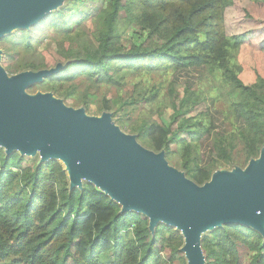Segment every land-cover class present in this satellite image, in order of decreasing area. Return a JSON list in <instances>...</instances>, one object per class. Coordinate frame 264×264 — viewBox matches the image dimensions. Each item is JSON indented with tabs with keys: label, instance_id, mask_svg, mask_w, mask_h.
<instances>
[{
	"label": "trees",
	"instance_id": "16d2710c",
	"mask_svg": "<svg viewBox=\"0 0 264 264\" xmlns=\"http://www.w3.org/2000/svg\"><path fill=\"white\" fill-rule=\"evenodd\" d=\"M101 1L104 7L92 16L80 7L81 0H67L31 27L0 38L5 71L16 75L59 64L57 73L28 88L50 91L85 108L102 86L114 88L118 97L106 98L99 111L117 113L143 104L162 113L166 104L157 105L166 96L154 86L149 89L150 77H162V85L180 71L201 69L198 79H205L223 132L207 111L185 116L205 98L196 84L184 87L180 102L172 104L175 130L160 119H143L128 132L149 151H164L166 160L183 168L198 186L210 180L217 163L242 165L259 155L264 76L255 69V77L244 79L235 61L234 53L245 47L250 31L227 33L224 9L233 0ZM244 17L251 16L246 12ZM87 36L97 43V51L87 49ZM51 43L57 57L26 60L40 45L47 49ZM80 49L86 53L74 54ZM126 72L137 80L130 82L133 95L124 99L120 92L127 84ZM81 85L92 91L82 102L71 96L75 90L82 98ZM205 138L210 142L208 160L201 149ZM173 139L175 149L170 147ZM149 223L144 214L122 212L120 204L90 182L70 188L59 161L35 164L0 148V264H188L182 231L165 223L150 229ZM201 250L204 264H264V236L241 224H223L204 235Z\"/></svg>",
	"mask_w": 264,
	"mask_h": 264
},
{
	"label": "water",
	"instance_id": "95a60500",
	"mask_svg": "<svg viewBox=\"0 0 264 264\" xmlns=\"http://www.w3.org/2000/svg\"><path fill=\"white\" fill-rule=\"evenodd\" d=\"M55 4L0 0V38L11 26L28 28L38 22ZM59 67L24 71L10 79L0 68V145L7 147L6 153L38 150L43 159L65 160L71 188L83 177L120 204L122 212L146 215L150 229L158 223L180 229L188 264H203L200 234L206 228L241 224L264 236V145L243 170L215 173L198 186L169 168L163 151L141 147L133 136L114 128L109 117H88L49 94H24L27 86Z\"/></svg>",
	"mask_w": 264,
	"mask_h": 264
},
{
	"label": "rangeland",
	"instance_id": "374dc122",
	"mask_svg": "<svg viewBox=\"0 0 264 264\" xmlns=\"http://www.w3.org/2000/svg\"><path fill=\"white\" fill-rule=\"evenodd\" d=\"M67 0H56L55 6H53L46 15L50 12L57 11L61 8L63 4H66ZM80 7L87 12H89L92 16H94L100 8L104 7V3L101 0H81V2L78 3ZM250 14L251 17H244L245 13ZM44 15V17L46 16ZM43 17V18H44ZM224 21L226 24V31L228 34H238L248 32V35L246 36L245 40V47L243 49H240L239 53H234V58L236 63L242 67V77L246 79V77H252L256 76L254 73L255 69L256 71L259 72L261 76H264V46L262 47V44L264 43V0H233L232 5L226 7L224 9ZM35 24V23H34ZM33 25V24H32ZM32 25H29L31 27ZM19 28L16 26H11L8 30L7 33H5L2 37L6 35L13 34L15 31H17ZM1 37V38H2ZM89 45L87 49L91 51H97V43L94 42V40L91 39L90 36L84 37L83 38ZM46 45H40L35 52H33L31 55L27 56L26 60H31L35 62H39L42 60L43 57L46 56L47 60L51 58V54H54L57 57L56 52V47L55 43H51L50 46H47L48 48L45 49ZM85 50V49H83ZM80 49V51H74L77 56L79 55H84L86 52ZM75 57V55H72V59ZM14 58L16 56L14 55ZM6 61L3 58V47L0 46V68L3 69L5 72L6 78L10 79L12 76L9 73L5 71V66ZM202 73L201 69L194 70V71H180L179 73H176L171 77V79H166L163 81V84H160V81L162 80V77L158 76H151L150 77V86L158 88L162 93L165 94L166 98L164 102L159 103L157 106H163V104H166L162 113H157V108L154 105L153 107H148L143 104L137 105L135 109L129 110L128 107L127 111L121 109L119 112L114 113V110H100L98 107H101L104 105V102L107 99H113L115 97H118V91L115 90L114 88L110 89H105L103 86L100 88L99 92H97V96L94 97L92 102H90L85 108L83 105H75V103H69L64 97L54 95L50 91H44L38 88L34 89H29L28 86L24 89V94L26 96H36L39 93L43 94H49L50 98L52 100L60 101L65 107L77 110V109H82L84 114L88 117H95V118H100V117H109L110 122L112 123L113 127L116 128L120 133L128 136H133L136 143L139 144L141 147L142 145L139 143L138 140H136V134H131L128 132V127L132 126H137L141 123L143 119H147L149 121L160 119L165 125H168L171 130L176 129V121H172V114L174 110L171 108L173 103H179L180 99L183 97L185 90L184 87H189L193 84H196V87L200 90L202 89L204 91L205 98L201 99L200 101H197V103L193 104V110L190 113H186L185 116H190L194 115L199 112H209L213 116V124L214 127L221 132L224 131V126H223V120L221 117V114L217 108L214 107V102L213 99H211L208 96L207 91L205 90L204 83L205 79L199 80L198 78L200 77ZM130 72H126V74H123L126 76L127 79V84L124 85V90L120 92L124 99L128 98L127 96L133 95V90L132 84L130 82H133L137 80L134 77H130ZM171 80V81H170ZM77 82V81H76ZM136 82V81H135ZM143 82V83H142ZM140 82V85L145 84L144 81ZM139 83H137V86ZM81 87V93L82 91L85 92V88L83 85ZM72 92V97L76 100H79L82 102V99H87L89 98V94L92 91L85 92L81 97L76 96L75 90H71ZM103 92V93H102ZM84 97V98H83ZM71 99L74 101V99ZM216 105L220 108L223 107L224 104L221 103H216ZM129 110V111H128ZM179 118V117H178ZM231 131H228L227 136L230 135ZM184 134L180 133L179 138H183ZM175 144H176V139H173L170 147L172 149H175ZM209 146L210 142L208 138H205L202 140V153L204 160H208L210 158V153H209ZM0 148H2L5 152H7V147L5 145H0ZM143 148H145L143 146ZM240 148V146H239ZM238 148V149H239ZM147 149V148H146ZM148 150V149H147ZM12 152H18L20 155H22L25 159L30 161L31 163H43L48 160H51V158H45L43 159L41 157L40 151L36 150L33 152H27V153H22L19 150H13ZM164 152V151H163ZM235 157H239V153H234ZM259 156V155H258ZM257 157L252 158L250 161H255ZM164 157H165V152H164ZM59 161L63 167H65V163L63 160L57 158L54 159ZM166 160V157H165ZM248 161L246 164H233L231 162H220L219 164L217 163L215 165V169L213 171V174L218 173V172H225V173H231L234 172L235 170H243L247 164L250 162ZM167 166L171 168L176 174L189 179L186 176V171L179 167L178 165L172 163L171 161H167ZM66 171V170H65ZM67 173V171H66ZM68 176V174H67ZM80 185L75 186V188H81L82 185L85 182H89L87 179L81 177L80 179ZM68 182H69V177H68ZM69 186L71 188L70 182ZM99 187V186H97ZM101 188V187H99ZM218 226H213L204 229L201 234L200 238H202L204 235L208 234L212 230L218 228ZM203 256V264H204V254L202 252Z\"/></svg>",
	"mask_w": 264,
	"mask_h": 264
},
{
	"label": "bare ground",
	"instance_id": "6f19581e",
	"mask_svg": "<svg viewBox=\"0 0 264 264\" xmlns=\"http://www.w3.org/2000/svg\"><path fill=\"white\" fill-rule=\"evenodd\" d=\"M64 163L66 164L65 160H64ZM64 168L66 169L67 173H69V170H68L67 164L65 165Z\"/></svg>",
	"mask_w": 264,
	"mask_h": 264
}]
</instances>
